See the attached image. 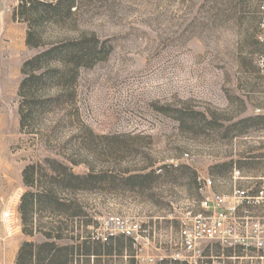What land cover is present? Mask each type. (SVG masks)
Returning a JSON list of instances; mask_svg holds the SVG:
<instances>
[{"label":"rangeland","instance_id":"1","mask_svg":"<svg viewBox=\"0 0 264 264\" xmlns=\"http://www.w3.org/2000/svg\"><path fill=\"white\" fill-rule=\"evenodd\" d=\"M262 1L74 0L68 13L35 5L57 0H31L21 15L23 4L0 0V249L7 264L23 242L45 240L23 232L19 212L33 191L23 172L33 166L40 185L56 182L65 191L76 215L58 244L72 245L76 234L99 237L112 248L100 264H264L251 249L243 261L215 247L199 256L181 235V220L203 212L199 176L227 180L236 169L244 178L264 176ZM29 34L40 47L27 46ZM69 44L79 65L68 53L43 65L60 72L41 90L58 103L43 111L28 105L20 96L24 63ZM8 208L12 226L2 221ZM55 214L36 216L44 231L57 226Z\"/></svg>","mask_w":264,"mask_h":264},{"label":"trees","instance_id":"2","mask_svg":"<svg viewBox=\"0 0 264 264\" xmlns=\"http://www.w3.org/2000/svg\"><path fill=\"white\" fill-rule=\"evenodd\" d=\"M35 5H49L53 11L64 7L68 13L75 8L74 0H57L55 4L37 2ZM25 13L26 6L23 4L20 14L24 15ZM27 46L30 48H38L41 45L35 43L32 35L29 34L27 38ZM65 53L71 55V62L75 63V65L81 63L82 58L80 57L79 52L76 49H73L71 44L67 46L51 47L40 52L38 55L24 63L22 68L24 78L20 87V96L28 101V105L43 111L52 106L53 103H58L59 97L43 98L41 90L45 88L47 84L55 83V79L58 77L57 74L60 72L56 73L49 69L44 71L43 65L61 59L60 56ZM25 117V115H21L23 123ZM39 175L40 168L38 167H28L24 170V183L27 187L32 188L33 191H27L22 196L19 212L23 222V232L31 237L41 234L45 240L43 242H23L18 251L15 264H78L81 261L100 264L102 257L107 254L106 250L112 248H110L111 244L109 242L103 243V240L99 237L94 238L93 236H90L82 238L79 234H76L69 238L74 242L72 245L58 244V242L66 239L65 231H68V228H66L68 225L67 222H69V220L71 221L76 215L70 214L72 208L68 206L69 200L62 196L65 191L61 193L60 189L55 186L56 182L52 183L54 186L51 188L40 185ZM71 177L76 180L81 179V177L74 176L73 174ZM143 177L144 176H134L131 180ZM51 180L55 181L57 180V177L52 175ZM196 188L198 191V178L196 179ZM48 209H51L52 212L56 211L55 219L57 220L53 223H56L57 226L46 232L41 225L38 224L36 216L38 213L44 212ZM76 231L77 230L75 229L71 232L74 233ZM80 239L83 240L80 242ZM112 240H118V238L112 237L111 241ZM133 243L134 242L130 241V247Z\"/></svg>","mask_w":264,"mask_h":264},{"label":"built area","instance_id":"3","mask_svg":"<svg viewBox=\"0 0 264 264\" xmlns=\"http://www.w3.org/2000/svg\"><path fill=\"white\" fill-rule=\"evenodd\" d=\"M24 4L31 0H17ZM261 23L257 40L264 46V0L260 6ZM264 66V55L259 59ZM243 179L240 170L234 171V180ZM199 193L203 197V212L181 220L183 245L188 252L201 255L202 245L206 242H219L224 246L242 247L262 253L257 260L264 262V178L248 187L235 185L230 194H219L212 189L214 182L210 178L198 177ZM211 190L209 192L208 190ZM4 224L12 226L15 212L8 208L2 214ZM122 232L131 235L130 228L117 221Z\"/></svg>","mask_w":264,"mask_h":264},{"label":"crops","instance_id":"4","mask_svg":"<svg viewBox=\"0 0 264 264\" xmlns=\"http://www.w3.org/2000/svg\"><path fill=\"white\" fill-rule=\"evenodd\" d=\"M261 45V44H260ZM263 46V45H261ZM201 177H204V176H201ZM206 178V177H204ZM262 178H264V176H260V177H256V176H252V177H247V178H244L241 179V180H234V176L230 177L229 179L227 180H224L223 178H215L214 179V184H213V191L216 192V193H223V194H230L232 192V190L234 189V186L235 185H239V187H248V186H252V185H255L257 184V182L259 180H261ZM241 181H245L246 185H242ZM227 185V187H224V185ZM261 215H264V211L263 213L261 212ZM212 246L211 248H209L208 246H203L202 247V254H205V251L206 250H211V254L213 252V249L214 247L215 248H218L219 250H221L222 252H225L227 251L230 255V257H228V259L230 261H243V260H246L248 258V256H246V252L247 250L243 249L242 247H229V246H224L222 245L221 243L219 242H212ZM216 245V246H214ZM18 248H16V252H15V255H14V260L9 263V264H15V261H16V254H18ZM3 251H1L0 249V264H7L6 261H7V253L4 252L2 254ZM213 258V257H211ZM217 259H220L219 257H216Z\"/></svg>","mask_w":264,"mask_h":264}]
</instances>
